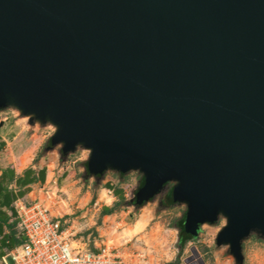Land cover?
I'll list each match as a JSON object with an SVG mask.
<instances>
[{
	"label": "water",
	"instance_id": "obj_1",
	"mask_svg": "<svg viewBox=\"0 0 264 264\" xmlns=\"http://www.w3.org/2000/svg\"><path fill=\"white\" fill-rule=\"evenodd\" d=\"M7 103L92 146L93 172L142 168L141 199L179 180L189 235L224 211L235 264L264 234V0H0Z\"/></svg>",
	"mask_w": 264,
	"mask_h": 264
},
{
	"label": "clouds",
	"instance_id": "obj_2",
	"mask_svg": "<svg viewBox=\"0 0 264 264\" xmlns=\"http://www.w3.org/2000/svg\"><path fill=\"white\" fill-rule=\"evenodd\" d=\"M0 113L5 121L0 139L7 144L0 153V173L28 155L26 170L37 177L48 170L50 183L45 188L56 202L53 211L51 204L33 199V193L19 197L29 187L44 193L39 184L8 186L17 195L13 206L18 213L9 223H15L18 240L29 238L9 253L16 264H229L228 258L236 257L232 243L219 240L230 224L224 211L201 221L205 227L195 239L182 240L179 223L190 215V205L176 199L169 209L158 210L161 188L141 199L139 194L147 186L142 168L106 167L93 172L94 148L85 142L67 148L63 140L56 141L59 125L53 120L42 121L14 103L0 105ZM164 182V191L179 185L177 179ZM214 223L219 227L209 240L206 229ZM249 234L264 236L250 228L243 238ZM220 251L223 258L217 255ZM0 264H7V257Z\"/></svg>",
	"mask_w": 264,
	"mask_h": 264
},
{
	"label": "crops",
	"instance_id": "obj_3",
	"mask_svg": "<svg viewBox=\"0 0 264 264\" xmlns=\"http://www.w3.org/2000/svg\"><path fill=\"white\" fill-rule=\"evenodd\" d=\"M3 126L4 123L2 122L0 128ZM6 149V142L0 139V153H3ZM28 158V155H25L21 157L20 160L16 161L14 166L8 168L9 171H13L14 173L11 180L7 178L8 173H6V170L8 169L3 170L5 171V178H3V184L0 185L4 187L0 197V262L2 257L6 256L11 249L23 241V237L19 240L16 238L15 223H9L10 220H14L17 217L16 209L13 206L14 201L17 199V195L11 191L8 186L15 184L17 187L24 188L27 185L39 184V186H41L50 183L48 170L41 171L38 177L35 176L30 169L26 170ZM33 163H38V160ZM1 174L2 173H0V175ZM28 193H33L32 198L37 195V191L33 192V188L30 187L27 188L26 191H20L18 195L19 197H24ZM5 209H7V211H5ZM8 212H11L12 215L9 216Z\"/></svg>",
	"mask_w": 264,
	"mask_h": 264
},
{
	"label": "rangeland",
	"instance_id": "obj_4",
	"mask_svg": "<svg viewBox=\"0 0 264 264\" xmlns=\"http://www.w3.org/2000/svg\"><path fill=\"white\" fill-rule=\"evenodd\" d=\"M2 122L3 123L5 122L4 121V114L0 113V124ZM37 136H39V133H37ZM121 177H123V175H121ZM164 189L160 193L161 200H160L158 210L169 209L173 204H175V203H173V204L168 203V201L166 199V194L169 191V189L167 191H164ZM141 206H143V205H141ZM204 227L205 226L202 225L201 229H203ZM217 227H219L218 223H216L214 225H208L207 226L206 231H207V236H208L209 240H211V238L216 235V228ZM201 229H200V231H201ZM243 254H244V263L245 264H264V240L258 238L256 235L252 234L249 238H247L243 242ZM217 255L222 257V258L224 257V254L222 251L218 252ZM228 261H229V264H235L233 258H228ZM9 262H11V259H9Z\"/></svg>",
	"mask_w": 264,
	"mask_h": 264
},
{
	"label": "trees",
	"instance_id": "obj_5",
	"mask_svg": "<svg viewBox=\"0 0 264 264\" xmlns=\"http://www.w3.org/2000/svg\"><path fill=\"white\" fill-rule=\"evenodd\" d=\"M4 173H5V171H3L2 174L0 175V185L3 184L2 181H3V178H5ZM6 173H8V175H7L8 180H11L14 176L13 171H9V169H8V170H6ZM121 175H123V174L121 173ZM141 186H143V183L140 185V187ZM3 188L4 187L0 186V197L2 195V191L4 190ZM166 199H167L169 204L174 203V201L172 200V189H169V191L167 192ZM185 220H186V214L184 215L183 219L179 223V228L181 230V239L185 240V241L195 239V236L187 234L186 228H185Z\"/></svg>",
	"mask_w": 264,
	"mask_h": 264
},
{
	"label": "built area",
	"instance_id": "obj_6",
	"mask_svg": "<svg viewBox=\"0 0 264 264\" xmlns=\"http://www.w3.org/2000/svg\"><path fill=\"white\" fill-rule=\"evenodd\" d=\"M49 184V183H48ZM47 185V184H45ZM45 185H41L40 188H44L45 191L44 193H41L39 191H37V195L33 198V199H36V200H40V201H44L45 203L47 204H51L53 207H52V210L55 211L56 208H55V197H52L51 199H49V196L47 195V188H45ZM16 209V208H15ZM16 215H18L17 213V209H16ZM28 236L27 235H24L23 236V241L21 243H19L17 246H15L13 249H11L6 256L2 257L1 259V262H3V260L5 259V257H7V264H16L15 260L12 258L11 255H9L10 252H14L15 249L20 245V244H23L24 242L28 241ZM9 259H11V262H9Z\"/></svg>",
	"mask_w": 264,
	"mask_h": 264
}]
</instances>
